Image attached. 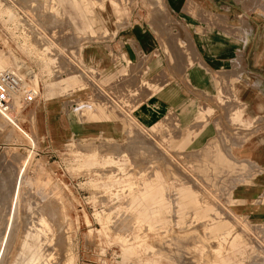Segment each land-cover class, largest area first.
Returning a JSON list of instances; mask_svg holds the SVG:
<instances>
[{
  "label": "rangeland",
  "instance_id": "rangeland-1",
  "mask_svg": "<svg viewBox=\"0 0 264 264\" xmlns=\"http://www.w3.org/2000/svg\"><path fill=\"white\" fill-rule=\"evenodd\" d=\"M103 1L109 5L105 17L97 0H0V70L13 68L38 93L21 112L0 114V178L9 170L13 179L7 198L0 183V228L3 219L11 220L8 229L16 235L1 248L2 264L26 262L24 240L48 248V242L26 236L35 228L27 226L30 218L37 217L59 236L69 254L64 264H264V220L232 209L231 189L244 180L243 167L215 152L189 150L172 116L145 126L122 112L115 117L118 137H60L54 151H46L49 141L36 131L34 104L56 96L77 111L109 105L98 96L97 69L84 63L83 46L112 38L132 20H178L166 0ZM170 1L177 7L180 0ZM117 99L133 108L124 95ZM233 117L239 122L236 110ZM233 127L242 131L244 122ZM44 202H50L49 213ZM41 213L52 221L59 215V221Z\"/></svg>",
  "mask_w": 264,
  "mask_h": 264
},
{
  "label": "crops",
  "instance_id": "crops-1",
  "mask_svg": "<svg viewBox=\"0 0 264 264\" xmlns=\"http://www.w3.org/2000/svg\"><path fill=\"white\" fill-rule=\"evenodd\" d=\"M166 4L178 20H132L112 38L83 46L84 63L97 69L98 96L109 105L93 117L69 100H40L32 110L36 131L52 152L60 137H118L122 112L145 126L172 116L189 150L209 149L243 167L232 209L264 220V0ZM122 95L133 108L119 103ZM235 110L242 131L233 127Z\"/></svg>",
  "mask_w": 264,
  "mask_h": 264
},
{
  "label": "bare ground",
  "instance_id": "bare-ground-1",
  "mask_svg": "<svg viewBox=\"0 0 264 264\" xmlns=\"http://www.w3.org/2000/svg\"><path fill=\"white\" fill-rule=\"evenodd\" d=\"M98 1H99V3H98ZM83 2H84V0H83ZM82 2V3H83ZM118 2H119V0H118ZM46 3V2H45ZM47 4V3H46ZM102 4V5H101ZM47 6V5H46ZM95 6V5H94ZM123 6V5H122ZM95 8H97L96 10H98L99 9V11H101L102 10V14H101V17H105V16H107V15H109V12H108V9H109V5L105 2V1H101V0H97V3H96V6H95ZM120 8V7H119ZM120 10V9H119ZM117 11V10H116ZM97 13V12H96ZM95 13V14H96ZM118 13V12H117ZM86 14V13H85ZM87 16V15H86ZM98 16V15H97ZM97 18V17H96ZM100 18V17H99ZM117 18V17H116ZM98 19V18H97ZM100 21V20H99ZM101 23V22H100ZM103 23V22H102ZM101 23V24H102ZM109 23V22H108ZM93 24V23H92ZM110 25V24H109ZM103 26V24L101 25V27ZM106 26V25H105ZM119 26V25H118ZM54 28V27H53ZM100 28V27H99ZM111 28V27H110ZM113 28V27H112ZM117 28V27H116ZM106 29V28H105ZM107 30V29H106ZM115 30H117V29H115ZM63 31V30H62ZM110 31H111V29H110ZM114 31V30H113ZM114 32H116V31H114ZM62 33V32H61ZM56 34V33H55ZM68 38V37H67ZM74 41V40H73ZM79 41V40H78ZM68 42V41H67ZM63 43H65V42H62V44ZM69 43V42H68ZM64 45H66V44H64ZM75 45H77L76 43H75ZM57 46V45H56ZM72 47H76V46H73V44H72ZM71 47V48H72ZM77 48V47H76ZM50 49V48H49ZM64 50V49H63ZM52 51V50H51ZM55 51V50H54ZM56 52V51H55ZM66 52V51H65ZM70 52V51H69ZM75 52H76V50H75ZM76 54V53H75ZM59 56V55H58ZM55 57V56H54ZM60 59V58H59ZM67 60V59H66ZM10 68V67H9ZM3 69H6V67L5 68H2L1 70H3ZM0 70V71H1ZM54 74V73H53ZM151 82V81H150ZM160 86V85H159ZM84 108V107H83ZM65 109V108H64ZM79 111V110H78ZM82 112L83 111H86V112H89L90 114H92L93 116H94V113H92L91 111H90V109H88V108H84V109H82L81 110ZM77 113V112H76ZM79 113V112H78ZM80 115V114H79ZM239 117V116H238ZM240 121V120H239ZM233 133V132H232ZM232 135V134H231ZM251 135V134H250ZM128 136V135H127ZM246 138V137H245ZM244 139V138H243ZM132 141V140H131ZM214 141V140H213ZM212 141V142H213ZM241 141V140H240ZM80 142V141H79ZM83 143V142H82ZM141 143V142H140ZM214 143V142H213ZM84 144V143H83ZM220 144V143H219ZM223 144V143H222ZM241 144H242V142H241ZM79 145V144H78ZM113 145V144H112ZM111 145V146H112ZM117 145V144H116ZM237 145V144H236ZM82 145H80V147H81ZM133 146V145H132ZM205 146V145H204ZM211 147H212V145H211ZM140 148V147H139ZM84 149V148H83ZM120 149V148H119ZM131 149V148H130ZM128 150V149H127ZM139 150V149H138ZM76 151H77V149H76ZM85 151V150H84ZM88 151V150H87ZM92 151V150H91ZM204 151H210L211 152V150H205L204 149ZM203 151V152H204ZM115 152V151H114ZM125 152V151H124ZM154 152H155V150H154ZM202 152V153H203ZM89 153H90V151H89ZM159 154V153H158ZM204 154V153H203ZM206 154V153H205ZM204 154V155H205ZM210 153H208V156L207 155H205V156H207V157H209V156H212V155H209ZM1 156V155H0ZM125 156V155H124ZM161 156V155H160ZM164 156V155H163ZM205 156H203V157H198V158H204ZM226 156V155H225ZM233 156V155H232ZM113 157V156H112ZM231 157V156H230ZM219 158V157H218ZM1 159H3V158H1ZM113 159V158H112ZM130 159V158H129ZM159 159V158H158ZM210 159V158H209ZM227 159V158H226ZM164 160V159H163ZM98 161V160H97ZM207 161V160H206ZM235 161V160H234ZM4 162V161H3ZM208 162V161H207ZM210 162V161H209ZM211 162H214V161H211ZM233 162V161H232ZM237 162H239V161H237ZM127 163V162H126ZM203 163V162H202ZM202 163H200V164H202ZM230 163V162H229ZM243 164H245L244 162H242ZM104 164V163H103ZM113 164V163H112ZM199 164V165H200ZM214 164V163H213ZM242 164V165H243ZM5 165V164H4ZM98 165V164H97ZM198 165V166H199ZM209 165H211V164H209ZM214 165H216V164H214ZM240 165V164H239ZM7 165H5V168H4V170L6 171L7 170V167H6ZM197 166V165H196ZM201 166V165H200ZM205 166V165H204ZM213 166V165H212ZM245 166V165H244ZM134 167V166H133ZM248 167V166H247ZM22 168V176L23 175H25V171H24V166L23 167H21ZM196 168H198V167H196ZM202 167H200V169H201ZM215 168V167H214ZM251 168V167H250ZM111 169V168H110ZM202 169H204V168H202ZM201 169V170H202ZM206 169V168H205ZM211 169V168H210ZM3 170V171H4ZM113 170V169H112ZM200 170V171H201ZM254 170V169H253ZM2 171V172H3ZM114 171V170H113ZM113 171H112V173H113ZM257 171V170H256ZM110 172V171H109ZM206 172V171H205ZM10 172H9V170H7L5 173H4V175L2 176L3 178H0V179H4L3 180V182H0L2 185L3 184H5L4 186H5V188H3V187H0V190H1V188H3L4 190H3V192H6V193H3L2 192V195H4V194H9V185L12 183V181H13V179L11 180L10 179V174H9ZM174 173V172H173ZM204 173V172H203ZM2 175V174H1ZM112 176V175H111ZM217 176V175H216ZM1 177V176H0ZM24 177V176H23ZM229 180V179H228ZM1 181V180H0ZM143 183V182H142ZM216 183V182H215ZM145 185V184H144ZM163 185V184H162ZM11 186V185H10ZM15 186V187H14ZM14 191H13V194L16 196V198L18 199L19 198V194H21V190L19 189H17V187H16V185L14 184ZM19 186V185H18ZM141 186V185H140ZM193 186V185H192ZM219 186V185H218ZM12 189V188H11ZM194 189V188H193ZM203 189V188H202ZM12 191V190H11ZM15 192V193H14ZM197 191H195V193H196ZM215 192V191H214ZM1 194V193H0ZM12 194V193H11ZM196 194H198V193H196ZM2 195H0L1 197H2ZM5 196V195H4ZM3 196V197H4ZM11 196V195H10ZM164 196V195H163ZM198 196V195H197ZM6 197V196H5ZM33 197V196H32ZM37 197V196H36ZM7 198V197H6ZM15 198V197H14ZM3 199V198H2ZM8 199H10V197L8 198ZM50 199V198H49ZM48 199V200H49ZM166 199H167V197H166ZM196 199H198V197L196 198ZM215 199V198H214ZM6 200V199H5ZM200 200V199H199ZM2 201H4V200H2ZM51 201V200H50ZM172 202V201H171ZM177 202V201H176ZM201 202V201H200ZM0 203H1V201H0ZM9 203V202H8ZM45 204H46V202H44ZM185 203H187V201L185 202ZM1 204H3V203H1ZM0 204V205H1ZM47 204H50V202L49 203H47ZM46 204V205H47ZM198 204V203H197ZM47 206H49V205H47ZM45 207L47 210H45L46 211V213H49L48 212V210L50 209V206L49 207ZM188 206V205H187ZM191 207V206H190ZM189 207V208H190ZM41 208V207H40ZM39 208V209H40ZM174 208V207H173ZM217 209V208H216ZM43 210V209H42ZM42 210H40V212L42 211ZM59 210V209H58ZM39 211V210H38ZM45 211H43V212H45ZM6 212H8L7 210H6ZM5 212V213H6ZM62 212V211H61ZM161 213L163 212V211H160ZM201 212V211H200ZM221 212V211H220ZM41 214H43V215H45V217L47 218V220L49 221V222H51L52 221V219H50L49 220V218H48V215L49 214H47V216H46V214H44V213H41ZM196 214V213H195ZM198 214V213H197ZM203 214V213H202ZM4 215V214H3ZM42 215V216H43ZM199 215V214H198ZM36 216H38V215H36ZM40 216V215H39ZM56 216H57V214H56ZM59 216V215H58ZM58 216L56 217L57 218V220H58ZM213 216V215H212ZM56 218H54L55 220H53V221H57L56 220ZM62 217H60L59 219H61ZM63 218H64V216H63ZM62 218V220H64ZM137 219H139V218H137ZM163 219V218H162ZM201 220V219H200ZM36 221V222H35ZM53 221H52V223H53ZM59 221V220H58ZM65 221V220H64ZM205 221V220H204ZM243 221H245V220H243ZM2 224L1 225H3V228H0V264H2V263H5L3 260H5L4 259V254H3V251L1 250V248H4V245L6 244V242H7V240H11V241H14L15 240V236L16 235H14L13 234V232H12V230L11 229H8V224H11V220H8V219H6V221L3 219L2 221ZM67 222V221H66ZM122 222H124L123 220H122ZM166 222V221H165ZM164 222V223H165ZM169 222V221H168ZM179 222V221H178ZM58 223V222H57ZM60 225H62L61 223H62V221L60 220ZM65 223V222H64ZM120 223V222H119ZM235 223V222H234ZM233 223V224H234ZM66 224V223H65ZM200 224V223H199ZM203 226L205 225L204 224V222L203 223H201ZM200 224V225H201ZM224 224V223H223ZM55 225L56 224H54V227H55ZM58 225V224H57ZM221 225V224H220ZM226 226H227V224H225ZM242 225V224H241ZM27 226L28 227H35L34 229L33 228H31V229H27L26 230V236L28 235V236H30L31 237V239H35V240H38L39 238L41 239V241H45V242H48L47 244H45L46 245V247H48V248H46V249H42V246L44 245V244H42V243H40L39 245H36V246H34L33 244V241H31V242H28V241H26V240H24L23 241V243H22V246H21V248L20 249H22V247H24V248H26V249H28V251H29V249H30V254H29V256H28V258H27V260H26V262L24 263V264H64L65 262H67L68 261V256H69V254H66L65 252L63 253V251H62V245H59V243H57V242H59L60 241V239H59V241H58V239L56 238V237H59V236H57L56 234H53V233H50L49 232V229L46 227V224H45V222L42 220V219H38V217H37V219L36 220H34V219H31L30 218V221L28 222V224H27ZM217 226H219V224L217 225ZM222 226H224V225H222ZM56 227H58V229L56 228ZM55 228H56V232H58L57 230H60V229H63V226H61V228L59 227V226H56ZM198 227H201V226H198ZM230 226H228V228H229ZM60 228V229H59ZM66 229V228H65ZM125 229V228H124ZM204 229H206V228H204ZM219 229H220V227H219ZM227 229V228H226ZM225 229V230H226ZM233 229V228H232ZM31 230V231H30ZM114 230V229H113ZM198 230V229H197ZM200 230V229H199ZM210 230V229H209ZM217 230H218V228H217ZM222 230H223V227H222ZM62 230H60V232H61ZM127 231V230H126ZM214 231V230H213ZM237 231H239V230H237ZM242 231V230H241ZM240 231V232H241ZM219 232H220V230H219ZM223 232V231H222ZM239 232V233H240ZM238 233V232H237ZM58 234H60V233H58ZM235 234V233H234ZM233 235V234H232ZM241 235V234H240ZM239 234H238V236H240ZM138 237V236H137ZM232 237V236H231ZM240 238H241V236H240ZM244 238V237H243ZM242 238V239H243ZM66 239V238H65ZM177 240V239H176ZM181 240V239H180ZM199 240V239H198ZM230 240V239H229ZM245 239H243V241H244ZM63 241V240H62ZM178 241V240H177ZM238 241V240H237ZM241 241V240H240ZM242 241V242H243ZM246 241V240H245ZM179 242V241H178ZM201 242V241H200ZM61 243V242H60ZM62 244V243H61ZM201 246V245H200ZM195 247V246H194ZM210 247H211V245H210ZM60 263H59V262Z\"/></svg>",
  "mask_w": 264,
  "mask_h": 264
},
{
  "label": "built area",
  "instance_id": "built-area-1",
  "mask_svg": "<svg viewBox=\"0 0 264 264\" xmlns=\"http://www.w3.org/2000/svg\"><path fill=\"white\" fill-rule=\"evenodd\" d=\"M37 95L36 89L13 68L0 71V114L21 112Z\"/></svg>",
  "mask_w": 264,
  "mask_h": 264
}]
</instances>
